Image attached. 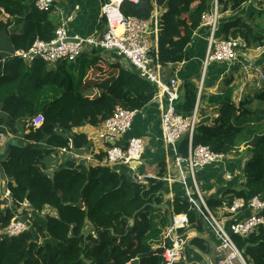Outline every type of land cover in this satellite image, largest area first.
Returning a JSON list of instances; mask_svg holds the SVG:
<instances>
[{
	"label": "trees",
	"instance_id": "trees-1",
	"mask_svg": "<svg viewBox=\"0 0 264 264\" xmlns=\"http://www.w3.org/2000/svg\"><path fill=\"white\" fill-rule=\"evenodd\" d=\"M100 1L102 4L106 0ZM214 1L220 14H235L248 2L139 0L137 4L124 2L121 12L126 17L149 19L155 7L160 10L157 57L165 79L166 71L174 74L171 66L186 61L185 48L200 25L201 15ZM257 10L247 17L237 15L225 21L220 38L241 36L249 49L264 48V0L257 2ZM50 13L51 10L38 11L31 1L0 0V31L7 33L14 50L28 49L35 39L47 42L54 37L60 23ZM12 26L14 29L8 31ZM97 28L105 30L102 17ZM90 53L91 60L80 72L76 67L83 55L74 62L56 63L52 70L40 60L26 65L17 57L4 62L0 57V109L7 115L0 124L4 123L9 133L16 136L19 121L43 116L41 126L23 134L20 146L10 147L6 159L0 162L4 175L12 180L8 187L15 207L26 200L38 215L31 217L27 231L8 238L1 231L15 213L10 208L0 211V264H129L136 258L139 264H163L161 255L145 254L154 250L148 242L152 231L149 216L155 210L150 203L159 204L156 197L165 186L164 170L148 186L98 165L90 166L87 173L60 167L53 178L47 174L51 168L44 162L45 157L55 149L67 148L69 138L74 151L89 146L87 135L73 132L74 129L99 127L117 105L140 110L157 91L136 70L120 65L109 66L118 71L116 75L91 82L86 74L91 67L98 68L99 57L97 51ZM91 88L98 91L93 96L87 95ZM184 90L183 113H192L197 100L199 104L205 100V108L199 105V117L214 114L209 123L195 126L192 147L203 145L224 156L240 152L246 157L241 186L225 190L220 199L205 200L209 211L214 216L223 204H231L235 199L247 204L252 197L259 196L264 201V82L253 95L237 102L230 83L221 93L208 98L199 95L198 87L190 82L184 83ZM188 145V136H184L178 154L186 156ZM80 201L83 209L75 207ZM193 209L187 197H177L173 202V214L186 215L189 226L200 229L201 220ZM87 222L92 232L85 229ZM182 232L179 229L177 233ZM232 241L246 264H264V228L247 237L233 235ZM194 244L201 247L199 240H194ZM185 255L187 261L181 264H201L200 254L193 249L186 247Z\"/></svg>",
	"mask_w": 264,
	"mask_h": 264
},
{
	"label": "built area",
	"instance_id": "built-area-1",
	"mask_svg": "<svg viewBox=\"0 0 264 264\" xmlns=\"http://www.w3.org/2000/svg\"><path fill=\"white\" fill-rule=\"evenodd\" d=\"M139 0H106L101 4V17L105 20V30L98 36L75 37L70 38L66 30V22L72 18L65 17L56 29L54 37L45 42L35 39L28 49H21L12 54L11 57H17L25 63L31 64L37 60L43 61L49 65H55L59 62H74L85 52L97 51L112 52L119 58L128 61L130 66L136 70L139 76L150 84L156 86L157 91L154 99L161 101L165 98L166 107L161 111V131L164 143L167 145L177 144L184 136H188L189 149L186 157L176 156L175 162L180 168L184 165L189 173V177L194 183V174L200 168L219 162L224 159L221 153H215L207 146L197 145L192 147L191 138L194 128L197 125V107L190 115L177 114L173 104L178 99L177 85L178 80L174 77L167 84L162 83L161 66L158 62L157 41L159 35L158 12L155 9L149 19H141L134 16H124L121 12V6L124 2L137 4ZM34 7L40 12L50 11L55 0H31ZM221 14L218 11L217 1H214L211 7L200 17V25L207 27L210 31L207 38V50L203 60V68L211 63H225L232 65L241 52L251 51L245 39L241 36L229 39H221L217 33L219 29ZM264 48H257L252 52H260ZM252 56H246L244 66L240 67L244 73V87L251 84L257 89L261 88L264 82V72L259 66L253 63ZM202 85V81L200 82ZM242 91V90H241ZM240 91V93H241ZM201 90L199 89V94ZM139 110H130L117 105L112 114L102 123L99 131V139L102 143L111 144L105 150V159L103 167L115 163H121L127 167L140 163L141 156L145 149V144L141 138L132 137L126 141L124 146L116 144L131 129ZM43 123V116L37 115L29 119L25 128L33 130L39 128ZM6 141V137L0 134V144ZM68 148H73L72 140L68 139ZM65 149V148H64ZM180 171V182L185 186L187 174ZM228 176L227 178H229ZM135 179L139 182L142 176L136 175ZM165 182L172 180L164 178ZM196 188V186H195ZM194 189V188H193ZM197 189V188H196ZM198 195V189L195 190ZM189 202L199 209L200 205L206 213L203 218L212 228L213 234L217 238L215 253L223 254L224 260L217 264H246L242 253L232 241V236L247 237L259 228H264V201L259 196L252 197L248 203L240 199H235L231 204H223V211L236 213L248 211V214L240 220L231 223L225 230L220 223L209 212L204 201L199 197L200 205L191 197L189 191L186 192ZM200 196V195H198ZM0 200L4 202L15 213L6 228L1 231L4 237L12 238L28 230L30 223L22 221L25 215L34 216L37 214L25 200L19 207H15L12 201L11 191L8 187L3 190ZM28 218V219H29ZM173 229L183 228L187 223L185 215L173 216ZM172 244L163 245L161 254L163 264H177L186 262L185 255L186 242L184 238H175L170 235Z\"/></svg>",
	"mask_w": 264,
	"mask_h": 264
},
{
	"label": "crops",
	"instance_id": "crops-1",
	"mask_svg": "<svg viewBox=\"0 0 264 264\" xmlns=\"http://www.w3.org/2000/svg\"><path fill=\"white\" fill-rule=\"evenodd\" d=\"M26 1L30 2L31 0H26ZM259 1L260 0H248V2L242 6L241 10L236 12L235 14L233 12H226L224 14H221L217 35L219 37L221 36L220 31L225 21L230 20L231 18H234L237 15L247 17L250 13L257 12L258 11L257 2ZM245 7L246 9H244ZM100 8H101L100 0H55L51 8L52 10L50 15L53 16L52 18L56 19L59 23L64 21L65 17L70 16L72 18L70 21L66 22V30L70 38L88 37V36L99 37L104 32V30H100L97 28L98 21L101 18ZM155 9L158 12V21H159L160 10L157 7H155ZM16 28L19 29V27ZM13 29L14 27L12 26L8 31H11ZM3 32L4 31L2 32L0 31V34ZM209 33L210 31L207 27L199 26L198 29L194 31L191 42L185 48L184 53L185 56L187 57L186 61H182L176 65L171 66V68L172 67L174 68L173 75H169L168 72L169 70L165 72L166 75L165 79L168 80H165L161 76L162 83L164 84H167L169 80L174 77L178 80V85L176 89L178 94V99L173 104V107L177 114L184 116L192 114V113L190 114L183 113V111H181V105L184 102L185 82H190L195 86H197L198 89L201 90L200 94H202L204 98H208L211 95H216L221 93L225 89L228 83H230V86L233 88V99L236 102L242 99L240 98L241 96L244 97L254 92L252 90L245 92V88H247L248 86L244 87L245 84L243 82L244 79L243 76L245 72L240 67V64L244 66L247 63L245 62V59H246V55L248 54H245L244 52H241L238 55L237 60L232 65L214 62L208 65V67L206 68V72L204 73L203 60L207 50V43H208L207 38L209 36ZM0 41L1 42L7 41V45H10L12 47V52L10 53H7L6 50L0 49L1 62H4L7 58H11L12 54L18 50H14L13 45L11 44L7 33L5 36H0ZM86 54L87 53H84L83 56H85ZM102 54H104L105 57H102ZM96 55L99 57L97 64L98 68L95 69L91 67V69L86 74L87 79L91 80V82L108 78V76L110 75L107 74L108 71H110L111 74L114 75L118 73L117 70H115L114 68H110L109 66L120 65L124 68H129L127 64H123L120 61H116L113 58H110V57L119 58L112 52H102V53L97 52ZM252 57L254 58L253 63H255L256 66H259V68L263 69L264 54L262 53H260L259 55L255 54V56ZM119 59L122 61L125 60L123 58H119ZM79 63L80 62H78V64ZM25 64L30 65L28 63ZM52 66L53 67L49 66L51 70L55 68V65ZM235 72H237L238 74H236ZM239 72L241 73V75H239ZM232 74H233L232 77L234 78L236 77H239V79L242 78L241 86L234 88L233 81H230L232 79L231 77ZM201 81H202V85H200ZM220 84H223L222 89L220 88ZM253 88L257 89L254 86ZM249 89L250 88H248V90ZM96 92H98L96 89L91 88L87 91V95L93 96L94 94H96ZM43 100L44 97L40 99V101ZM205 103L206 101L203 100V102L199 104V100H197L195 105V108L197 107V114L199 111V105L200 107L205 108L206 107ZM166 105H167V101L165 98H162L161 101H158L157 99L153 98L144 108L138 111L131 129L123 136L121 140L116 142V144L120 146H124L129 138L132 137L141 138L145 144V149L141 156L140 163H136L135 165L133 164L129 167L121 163H115L105 166L106 169L109 168L112 172H116L119 175L127 176L128 180H131L136 183L144 184L146 186H148V183L150 181L158 178V174L161 169L164 170V177L162 178V181L165 183V186L162 189L163 190L162 193L158 194V197H156L158 198L157 202H159V204L150 203V206L155 210L152 211L149 216L152 231L150 233V236L148 237V242H150L151 247L154 250L163 245L172 244L171 237L167 235L168 211L166 209V206L170 209L172 213V217L177 216L173 214L174 213L173 202L175 198L187 197L186 196L187 191L191 193V197L193 198L195 192L194 189L195 190L198 189L199 192L198 195L200 196L195 195L198 197V199H195V196L193 199L197 202V205L199 206L200 205L199 197H201L204 203L205 200L207 199H220L225 190L230 188H238L242 184V181H238V178L236 177V174L233 170L234 168L233 163L229 160L226 161L223 159L219 162L204 166L195 172L194 181L197 189L195 188L194 183L189 177L187 168L184 165H182L179 168L175 162V157L177 155L181 156L178 154V150H177L180 141L175 145H167L164 143L162 131H161V111L166 107ZM207 110L210 111L211 109L207 108ZM213 116L214 114L212 113L210 116L202 119L199 117V115H197L198 117L197 122L209 123L210 117ZM6 117L7 115L0 109V121L1 120L5 121ZM27 122H29V119H24L18 122L17 127L19 129H17L18 131L16 136H13L9 133L4 123L0 124V134H3L6 137V139L8 137H13L17 141V146H20L18 144L19 139L21 140L22 135L28 132V130L25 128V124ZM101 125L99 127L83 126L78 129H74L73 132H77V133L82 132L87 135L90 142L89 146L76 151H74L73 148L72 150H69L68 147L65 149L64 148L55 149L49 154V155H55L54 157L49 159L52 161V163H49V160L44 159L45 163L50 164L47 166L49 167V169L51 168L48 172L53 171L54 174V171L58 170V168L67 167V168L77 169L82 173H87L88 168L90 166H97V165L103 166L102 161L104 160V150H106V148L111 144L102 143V141L99 139L98 135ZM2 145L3 143L0 144V149L2 148ZM188 149H189V145H188ZM56 153L63 154L65 156H58V154ZM100 155L102 156L101 159H99ZM186 156H182V157H186ZM181 170H183L184 173L187 174V177L185 179V186L180 182ZM48 172L47 174L50 176ZM136 175L142 176L143 179L138 182L135 179ZM228 176L230 177L227 178ZM0 178L3 179V183H4L3 190H4L6 187H8L9 182L12 180L4 175L1 167V163H0ZM164 178H169V179L172 178V180L167 183L165 182ZM3 203L4 202L0 200V211L2 210L1 205ZM193 212L196 213L197 218L201 220V228L198 229L197 227L189 226L187 220V223L184 225V227L180 229H183L182 234L187 230L196 229L200 237L194 240H199L201 242V247L199 248L196 247V245L194 244V240L193 242H191V245L203 251L205 250V247H204V240L202 239L201 236L205 235L207 237V233L203 230L202 222L204 220L203 216L206 217V214L204 215L202 207H199V209L196 208L193 209ZM227 213L230 214V216H226ZM247 214L248 211L246 210L236 213L225 212L223 211V207H222V209L219 212H217L216 215L214 216L212 215V216L215 219H217L216 217H219L217 220L219 221V223L221 221L224 224V226L222 225V227L225 230H227L231 223L242 219ZM34 216H37V214H35ZM85 229L92 232V227L89 222L86 223ZM178 230L179 229L174 230L173 236L170 234L173 237V239L181 238L179 236L182 234H178L177 233ZM192 236L193 234L183 238L185 242H187L188 238ZM210 239L215 244H217L218 241L216 236L213 234V232ZM214 250L213 252H215ZM177 264H181V262ZM201 264H202V257H201Z\"/></svg>",
	"mask_w": 264,
	"mask_h": 264
},
{
	"label": "water",
	"instance_id": "water-1",
	"mask_svg": "<svg viewBox=\"0 0 264 264\" xmlns=\"http://www.w3.org/2000/svg\"><path fill=\"white\" fill-rule=\"evenodd\" d=\"M12 146L16 147L17 141L13 137H8L7 140L3 143L2 148L0 149V161L6 159L8 149ZM48 173L50 174L51 178H53L54 175L53 171H50ZM75 207L83 209L84 206L82 204V201H80L78 204H75ZM166 209L168 211V225H167L168 230L170 231L171 235H174L172 213L167 206ZM28 218L29 216H24L21 218V220L26 222ZM132 223H134V218H132ZM202 224H203V230L207 233V237L205 235L201 236L202 239L204 240L205 250L201 251L200 249L191 245V242H193L194 239H198L200 237L196 229L187 230L179 237L183 238L193 234L192 237L188 238L186 242V246L194 249L196 252L200 254V256L202 257V264H217L219 261L224 260V255L223 254L217 255L215 252H213L214 248L216 247V244L210 239V237L212 236V228L208 225V223L205 220H203ZM162 252H163V247L161 246L151 252L146 253L145 256H155V255L160 256ZM129 264H139V259L136 258L132 260Z\"/></svg>",
	"mask_w": 264,
	"mask_h": 264
},
{
	"label": "rangeland",
	"instance_id": "rangeland-1",
	"mask_svg": "<svg viewBox=\"0 0 264 264\" xmlns=\"http://www.w3.org/2000/svg\"><path fill=\"white\" fill-rule=\"evenodd\" d=\"M246 7H247V5H246ZM246 7L244 8V9H246ZM243 9V10H244ZM51 17H53V16H51ZM261 23L263 22V20H261L260 21ZM6 35V33H1L0 34V36H5ZM0 49H3V50H6L7 51V53H10V52H12V47L10 46V45H7V41H4V42H1L0 41ZM251 50V49H250ZM254 50H256V49H254ZM254 50H251V51H246V52H244L245 54H248V55H246V56H255V54L257 55H259L260 53H262V54H264V49L262 50V51H260V52H252V51H254ZM85 53H87L85 56H82L81 57V59H80V63H79V65H77V67H76V70L77 71H80V70H82V69H84V67H85V65H86V63H88L90 60H91V55L90 54H88V53H90V52H85ZM102 57H105V55L104 54H102ZM110 58H113L114 60H116V61H120V62H122L123 64H127L128 66H129V68H132L131 66H130V64L128 63V61L127 60H124V61H122V60H120L119 58H115V57H110ZM258 58H260V57H258ZM258 58H256V59H258ZM255 59V60H256ZM50 67H53L52 65H50ZM125 67H127V66H125ZM206 68L207 67H205L204 68V73L206 72ZM207 73H208V70H207ZM236 74H238L237 72H235ZM107 74L109 75V74H111V72L110 71H108L107 72ZM200 74H201V71H200ZM239 75H241V73L239 72ZM161 76H162V78H163V73H162V71H161ZM233 76V74L231 75V77ZM199 77H200V75H199ZM244 77V76H243ZM242 78L241 79H239V77H236V78H234V77H232V79L230 80V81H233V85H234V88H236V87H238V86H241L242 85ZM78 84V80L77 79H75V85H77ZM246 86H248L247 88H245V92H247V91H250V90H252V91H255L256 89L255 88H253V86L251 85V84H247ZM220 88L222 89L223 88V84H220ZM248 88H250L249 90H248ZM254 93V92H253ZM253 93H251V94H249V95H253ZM240 98H242V96L240 97ZM93 129H95V128H93ZM241 149H243V148H241ZM56 154H58V156H65V155H63V154H59V153H56ZM55 155H48V156H46L45 157V159H47V160H49V159H51L52 157H54ZM245 153H240V152H233V153H230V154H228V155H226L225 157H224V160H226V161H231L232 163H233V165H234V168H233V170H234V172H235V174H236V177L238 178V181H241V179H242V168H243V165H244V162H245ZM49 163H52V161L51 160H49ZM47 164V163H46ZM49 165V164H48ZM3 188H4V183H3V179H1L0 178V195H2L3 194ZM204 197V196H203ZM1 199V198H0ZM1 208H2V211H5L6 209H8L9 208V206H7L6 204H2L1 205ZM38 216V215H37ZM39 218V217H38ZM217 219L219 218V217H216ZM42 218L40 217L39 218V222H41V223H43V221L41 220ZM219 222V221H218ZM31 224V223H30ZM44 225V224H43ZM220 225L222 226H224V224L220 221Z\"/></svg>",
	"mask_w": 264,
	"mask_h": 264
},
{
	"label": "clouds",
	"instance_id": "clouds-1",
	"mask_svg": "<svg viewBox=\"0 0 264 264\" xmlns=\"http://www.w3.org/2000/svg\"><path fill=\"white\" fill-rule=\"evenodd\" d=\"M52 10V9H51ZM263 70V69H262ZM262 87V86H261ZM7 140V139H6ZM72 150V149H71ZM104 159H105V150H104ZM104 161V160H103ZM102 161V162H103ZM101 168H103V166H100ZM104 168H106V167H104ZM194 194H196L195 192H194ZM205 212V211H204ZM206 214V213H205ZM182 215H184V214H182ZM25 216H27V215H25ZM186 216V215H185ZM31 217H33V216H30V218L28 219V221H29V223L31 222L30 220H31ZM188 220V219H187ZM205 220V219H204ZM206 221V220H205ZM218 221V220H217ZM31 225V224H30ZM209 225V224H208ZM29 228H30V226H29Z\"/></svg>",
	"mask_w": 264,
	"mask_h": 264
}]
</instances>
